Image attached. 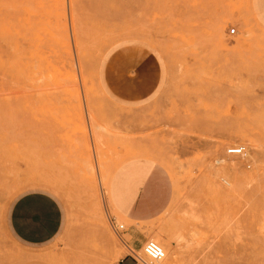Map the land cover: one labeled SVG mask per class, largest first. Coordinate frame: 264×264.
Returning a JSON list of instances; mask_svg holds the SVG:
<instances>
[{"label":"rangeland","instance_id":"rangeland-1","mask_svg":"<svg viewBox=\"0 0 264 264\" xmlns=\"http://www.w3.org/2000/svg\"><path fill=\"white\" fill-rule=\"evenodd\" d=\"M128 159L138 222L109 202ZM31 189L64 209L45 243L6 227ZM156 235L165 264H264V0H0V264H131Z\"/></svg>","mask_w":264,"mask_h":264},{"label":"crops","instance_id":"crops-1","mask_svg":"<svg viewBox=\"0 0 264 264\" xmlns=\"http://www.w3.org/2000/svg\"><path fill=\"white\" fill-rule=\"evenodd\" d=\"M129 96L139 100L145 99L147 95ZM152 168V161L149 159H128L114 170L109 182V202L120 216L136 219L138 222L160 211L158 204L147 195L151 186H143ZM64 223L62 203L59 197L49 190H27L15 197L7 210L8 231L15 238L29 244L50 241L63 228ZM139 243L141 245L142 241ZM123 262L124 259L121 258L115 264Z\"/></svg>","mask_w":264,"mask_h":264},{"label":"built area","instance_id":"built-area-1","mask_svg":"<svg viewBox=\"0 0 264 264\" xmlns=\"http://www.w3.org/2000/svg\"><path fill=\"white\" fill-rule=\"evenodd\" d=\"M229 153L243 154L244 144H236L228 147ZM113 228L116 232L125 230L124 223H117L112 220ZM129 255L132 259L131 264H165L166 251L163 245L152 237H146L140 245V251L130 248Z\"/></svg>","mask_w":264,"mask_h":264},{"label":"bare ground","instance_id":"bare-ground-1","mask_svg":"<svg viewBox=\"0 0 264 264\" xmlns=\"http://www.w3.org/2000/svg\"><path fill=\"white\" fill-rule=\"evenodd\" d=\"M79 81V80H78ZM248 153V152H247ZM247 153H246V155H247ZM228 183H230L229 181H227ZM233 186V185H232ZM234 187V186H233ZM152 238H154V239H156V240H158V241H160L161 242V239H160V237L159 236H153ZM121 240V239H120ZM125 240V239H124ZM163 243V242H162ZM125 244V243H124ZM129 247V246H128ZM164 248H165V251H166V256H167V248L164 246ZM117 259V257L115 258V260Z\"/></svg>","mask_w":264,"mask_h":264}]
</instances>
